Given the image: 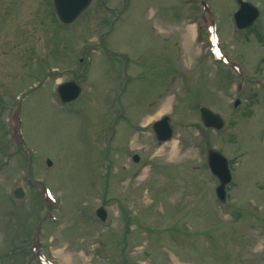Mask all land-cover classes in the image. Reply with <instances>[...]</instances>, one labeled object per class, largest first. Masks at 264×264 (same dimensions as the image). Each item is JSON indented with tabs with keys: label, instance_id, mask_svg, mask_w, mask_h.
<instances>
[{
	"label": "rangeland",
	"instance_id": "374dc122",
	"mask_svg": "<svg viewBox=\"0 0 264 264\" xmlns=\"http://www.w3.org/2000/svg\"><path fill=\"white\" fill-rule=\"evenodd\" d=\"M121 1L64 26L50 0H0V162L15 115L27 140L0 169V264H37V243L53 264H264V0H246L260 15L238 33L235 0L205 1L218 62L196 2L131 0L115 18ZM72 79L81 92L62 106L56 87ZM201 107L222 129L203 127ZM209 149L230 166L223 202Z\"/></svg>",
	"mask_w": 264,
	"mask_h": 264
},
{
	"label": "water",
	"instance_id": "95a60500",
	"mask_svg": "<svg viewBox=\"0 0 264 264\" xmlns=\"http://www.w3.org/2000/svg\"><path fill=\"white\" fill-rule=\"evenodd\" d=\"M90 0H52L54 12L62 24L73 22L88 6ZM238 11L234 14L235 23L239 28L247 27L256 18L257 10L249 3L239 2ZM80 88L75 81H68L57 87V95L61 102L67 103L77 98ZM237 105V102H235ZM199 118L205 128L219 130L223 127L224 122L219 114L213 113L206 107L199 109ZM152 131L159 143L169 140L172 136V125L168 117H163L152 125ZM134 162L138 157H133ZM208 167L211 173L219 180L216 188V195L219 199H224L225 186L230 181V172L228 170L227 160L221 153L210 149L207 153ZM50 165V162L47 161ZM96 215L104 220L106 213L101 207L96 210Z\"/></svg>",
	"mask_w": 264,
	"mask_h": 264
},
{
	"label": "bare ground",
	"instance_id": "6f19581e",
	"mask_svg": "<svg viewBox=\"0 0 264 264\" xmlns=\"http://www.w3.org/2000/svg\"><path fill=\"white\" fill-rule=\"evenodd\" d=\"M164 107H165V106H164ZM164 107H163V108H164ZM163 108L161 109L160 113H161L162 111H164L165 108H164V109H163ZM174 155H175V149L171 147L170 157L173 159V158H174Z\"/></svg>",
	"mask_w": 264,
	"mask_h": 264
},
{
	"label": "flooded vegetation",
	"instance_id": "af4514ba",
	"mask_svg": "<svg viewBox=\"0 0 264 264\" xmlns=\"http://www.w3.org/2000/svg\"><path fill=\"white\" fill-rule=\"evenodd\" d=\"M92 1H93V0H92ZM119 9H121L120 12H118V11H114V12H112L111 15H119V16H120V15H123V14H124V12H123L124 9H122V8H119Z\"/></svg>",
	"mask_w": 264,
	"mask_h": 264
}]
</instances>
